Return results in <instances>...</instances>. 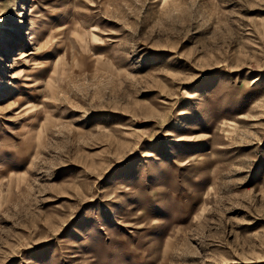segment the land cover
<instances>
[{"label":"rangeland","instance_id":"374dc122","mask_svg":"<svg viewBox=\"0 0 264 264\" xmlns=\"http://www.w3.org/2000/svg\"><path fill=\"white\" fill-rule=\"evenodd\" d=\"M0 264H264V0H0Z\"/></svg>","mask_w":264,"mask_h":264},{"label":"bare ground","instance_id":"6f19581e","mask_svg":"<svg viewBox=\"0 0 264 264\" xmlns=\"http://www.w3.org/2000/svg\"><path fill=\"white\" fill-rule=\"evenodd\" d=\"M24 7V6H23Z\"/></svg>","mask_w":264,"mask_h":264}]
</instances>
